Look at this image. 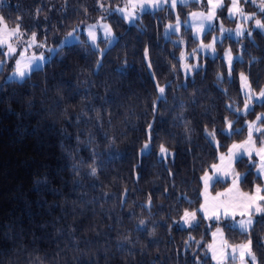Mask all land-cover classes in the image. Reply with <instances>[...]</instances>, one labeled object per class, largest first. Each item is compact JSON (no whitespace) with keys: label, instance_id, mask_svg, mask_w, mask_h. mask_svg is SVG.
<instances>
[{"label":"trees","instance_id":"1","mask_svg":"<svg viewBox=\"0 0 264 264\" xmlns=\"http://www.w3.org/2000/svg\"><path fill=\"white\" fill-rule=\"evenodd\" d=\"M123 1L0 4L7 26L20 25L26 36L35 32L48 46L98 20L108 22L115 37L100 55L81 33L80 42L58 48L22 84L3 79L11 69L3 64L0 264H211L206 248L215 226L199 215L194 228H179L178 221L185 210L198 212L200 177L217 153L244 138L236 76L244 73L254 92L262 88L264 37L254 34L240 50L230 39L218 45L240 51L232 78L220 51L216 58H199V68L185 78L179 57L196 45L189 30L163 39V26L174 22L163 9L127 26L112 12ZM186 9L179 7L180 18ZM157 87L165 89L162 98ZM261 111L264 103L246 117ZM226 121L232 123L230 136L223 134ZM213 129L218 147L207 136ZM144 143L150 151L139 155ZM162 145L171 158L158 157ZM235 170L243 175V191L259 184L247 160L237 161ZM225 187L217 183L212 190ZM221 227L229 245L247 241L248 233ZM263 238L264 225L254 223L251 239L260 264L263 248L257 243Z\"/></svg>","mask_w":264,"mask_h":264},{"label":"rangeland","instance_id":"2","mask_svg":"<svg viewBox=\"0 0 264 264\" xmlns=\"http://www.w3.org/2000/svg\"><path fill=\"white\" fill-rule=\"evenodd\" d=\"M5 2L6 0H0V4H4ZM140 4H141V0H124L122 5L116 7L112 12L115 13L120 19H122L127 26H131L136 24V21L143 13H153L162 9L170 11L173 14L174 22L170 24H165L163 26L162 29L163 39L168 40L173 35L180 37V34L183 30H189L190 36L196 43L195 48L193 49L192 52L188 53L185 52L184 50L181 52V55L179 57L181 73L185 78L190 77L199 68V63H198L199 58L201 57L216 58L218 56L219 51H220V57L223 61L226 70V75L228 78H232L233 66L235 62L241 60L240 51H238V53H235L232 50L230 44H226V46L222 47L221 49L218 48V45H220L225 39H230L231 41L238 44V48L240 50L243 42L248 41L253 43L254 34H259L260 36L264 37V29H260L255 26V20L260 19L262 22V19L264 17V12H262L258 7V5L260 4V0H255V3H247V4H245L243 0H241L240 7L243 10V13L245 15L252 16V19H245L244 16L240 14H235V15L230 14L228 8H230L231 6V0H223L222 6L215 10L216 18L212 21L214 27L212 29H209L208 22L205 21L204 28L201 29L200 31H198L197 29L201 21L193 18L191 14L193 12H204L205 14H207L208 11L211 10V5L207 3V0H185L184 3H180L179 0H177V4L175 8L170 7V3L162 4L159 9L153 8L150 5L145 4L144 7L147 8V11H142ZM133 5H135V7H133ZM179 7L187 8L184 18H180L179 16V12H178ZM117 8H126L128 12L133 13V16L135 18L134 19L132 17L125 18V13L116 11ZM221 14L223 15V17H221ZM178 20H179V30H174ZM105 24H107L111 28L108 22L102 20H98L90 24H85L84 28L76 27L74 33L76 39L73 40L71 44L80 42L79 35L83 33L85 35V40L89 44V46L92 49L97 50L101 55L107 48L111 47L112 44L115 42L113 31L110 36L105 33L104 28L102 27V25ZM169 25H172L173 27L170 29ZM89 26H95V33L97 36L95 44H93L92 40L88 36ZM12 29L14 28L9 26H7V29H5L4 25L0 24V53H2L0 54V61H2L3 64H5L6 66H11V69L9 71H5L3 73V79L6 82H11L8 81V77L12 75V71L15 68V62L17 60H20L21 63H24L33 56L36 57L43 56L46 58V62H40V61L37 62L42 63V67H44V65L55 54L58 48L66 45H71V44H66V40L71 39L68 37V35L63 37L58 42L57 46H48L43 42H39L37 39L36 42L33 43L32 37L26 36L22 32H20V34L18 35L10 36L9 33L11 32ZM237 31H241L242 35L237 36L236 35ZM210 32L211 34L207 37L208 33ZM249 32L251 33V35H249ZM214 38L217 40V43L214 45V51H213V49L207 48L206 45L211 43ZM4 41L7 42L4 43ZM99 41L104 42V47L101 48L99 46L98 43ZM179 43L183 48L184 47L183 40L180 39ZM9 44L13 49H15V53L12 55L8 54ZM41 44L44 46L43 47L38 46ZM229 54L232 57L231 69L229 68V63H228ZM185 65H188L189 68H191V71H189V69L186 68ZM2 69L3 66L2 68H0V73L2 72ZM236 79L239 86L240 96L242 98V106L237 112V115L244 117L243 119L244 138L239 142H231L225 152H218L216 157V162L210 167L209 171L205 172L200 177L201 204L198 210L204 209V211H198L197 215H199L200 218L207 225L215 226L210 233V242L208 243L206 248V253L211 261V264H218V261H220V264H240V258H239L240 249L238 247L234 254L236 257L235 260L231 259V256L233 255V247L245 244L246 242L236 245H229L225 240V235L221 225L226 224L230 229H233L230 227V225L236 223L241 219H247V216H241L239 213L245 210L244 205L248 203L247 197L257 195L256 193L257 187L261 189L258 195L264 196V174L258 175L260 156L257 155V151L260 148L264 147V123L258 121L257 117L264 116V111L257 112L252 119H247L246 117L249 113H252L254 111L255 106L263 105L264 99L257 100L256 96L253 95V93H258L260 90L264 89V84L259 91L254 92L252 90V92H249L248 87L245 86V82L241 79V73L238 74V76H236ZM247 83L250 85L248 78H247ZM159 88L160 87H157V92L159 98H162L161 93L159 92ZM249 96L252 97L251 103H249L248 100ZM246 103L249 104V108L251 109V111L247 113L244 112V105ZM250 123H254L257 128L261 129L260 132H257L255 129H253V144L246 146L249 148V150L252 153L251 157L248 155L247 152L244 151L243 148L233 149V145H243L245 141H247L248 125ZM232 132H233L232 128L231 130H229L226 124L223 129V134L226 136H230ZM210 140L215 147H218L217 142L215 140L213 139ZM147 144H148V148L146 150L144 149L145 143L143 144V146L139 151V155H145L149 153L150 146L149 143ZM168 152L170 153V151ZM230 153H235V155L232 156V159H229ZM241 154H242V159L247 160L249 164H252L254 166V175L256 178L259 179V184L254 185L250 192L243 191L241 189L240 182L243 178V175L239 174L235 170V163L238 161L237 157L240 156ZM158 157L162 160H166L167 158H171L172 154L162 157L159 150ZM221 157H224V159L221 160ZM237 174H239L240 179L236 180V183L234 184L233 181L236 178ZM205 176L210 177V179L207 182V187H205V181H204ZM217 183L226 184V187L220 190H215V191L212 190L214 185ZM221 203H228L234 206L230 208V211L235 212V219H233L231 215L225 217L223 215V208L219 209L220 218L219 219L216 218V216L213 213L214 211H216L217 205ZM256 203L264 205V201L262 200H257ZM260 216L262 215L254 216L253 217L254 221H256V219L259 218ZM197 222H198V217H197ZM182 223L183 221L181 217L180 220L178 221V227L182 229L192 228L187 226L180 227ZM235 230L238 231L239 233H242L238 229ZM243 234H247V233H243ZM262 245H264V238L262 240ZM262 248H263V258H264V247ZM214 253L216 255L215 259L213 258ZM256 257L258 264H260V260L258 259L257 255ZM245 258L248 259V257Z\"/></svg>","mask_w":264,"mask_h":264},{"label":"snow or ice","instance_id":"3","mask_svg":"<svg viewBox=\"0 0 264 264\" xmlns=\"http://www.w3.org/2000/svg\"><path fill=\"white\" fill-rule=\"evenodd\" d=\"M180 3H184L185 0H179ZM243 2L245 4L247 3H255V0H243ZM170 3V7L175 8L176 4H177V0H141V10L142 11H147V8L144 7L145 4L150 5L153 8L159 9L161 7L162 4H168ZM207 3L209 5H211V10L208 11L207 14H205L204 12H193L191 15L193 18L198 19L201 21V23L198 26V31H200L201 29L204 28V22L207 21L208 22V28L212 29L214 27V25L212 24V21L216 18V9L221 7L223 4V0H207ZM241 4V0H231V6L230 8H228V11L230 14L235 15V14H240L243 15L245 19H252V16H248L245 15L243 13V10L240 7ZM101 8L104 7V5L101 3L99 5ZM133 7H135V5H133ZM258 7L260 8V10L262 12H264V0H260V4L258 5ZM37 14L40 13V9H37ZM116 11L121 12V13H125V18L128 17H132L133 19L135 18L133 16L132 12H128L126 10V8H117ZM0 24L4 25V28L7 29V25L6 23H4V18L0 17ZM255 26L257 28L260 29H264V23L261 22L260 19H256L255 20ZM102 27L104 28V31L107 35H111L112 34V30L111 28L105 24L102 25ZM173 26L169 25V28L171 29ZM174 30H179V20L177 21V25L175 26ZM75 33V29L73 30V32H69L68 33V37L71 38L70 40H66V44H71V42L73 40L76 39V36L74 35ZM20 34V25H17L14 29L11 30V32L9 33V35H18ZM237 36L242 35L241 31H237L236 32ZM249 35H251V33L249 32ZM88 36L90 37V39L92 40L93 44H95L97 36L95 33V26H89L88 29ZM31 37H32V42L35 43L36 42V33L32 32L31 33ZM7 41H4V43H6ZM217 43V40L214 38L213 41L211 43H209L208 45H206L207 48L213 49L214 51V45ZM40 47H43L44 45H38ZM15 53V49H13L11 47V45H8V54L12 55ZM2 54V53H0ZM46 62V58L43 56H33L31 58H29L26 62L21 63L20 60H17L15 62V68L12 71V75L10 77H8V81L11 82H16V83H24L26 82L30 76L33 73H37L43 70L42 67V63L40 62ZM228 63H229V68L231 69V64H232V57L229 54L228 55ZM3 66V62L0 61V68H2ZM97 67H102V65L100 64V62H97ZM186 68L189 69V71H191V68H189L188 65H185ZM241 79L245 82V86L248 87L249 92H252L251 86L247 83V77L241 73ZM159 92L161 93V96H163L165 89L163 87L159 88ZM253 95L256 96L257 100L260 99H264V89L260 90L258 93H253ZM249 103H251L252 101V97L249 96L248 97ZM231 107V106H229ZM239 111V110H237ZM251 111V109L249 108V104L246 103L244 105V112L247 113ZM257 120L260 121L261 123H264V116L261 117H257ZM227 124V128L229 130H231L232 128V123L230 121H226ZM148 128L151 129V125H148ZM253 129H255L257 132H260L261 129L257 128L256 125L254 123H250L248 125V139L247 141H245V143L243 145H233V149H241L243 148L245 152L248 153V155L251 157V151L249 150L248 147H246L247 145H252L253 144ZM207 136L211 137L213 140H215V136H216V132L213 129L212 131H209L207 133ZM148 148V144L145 143L144 145V149L146 150ZM160 153L163 156H168L171 155V153L168 152V149L165 148L163 145L160 147ZM235 155V153H230L229 155V159H232V156ZM257 155L260 156V165L258 168V175L259 174H264V147L260 148L257 151ZM224 157H221V160H223ZM238 161H242V154L240 156L237 157ZM215 167V166H213ZM91 175L95 176L96 175V170L93 168ZM210 179V177L205 176L204 177V181H205V187H207V182ZM240 176L239 174L236 175V178L234 179L233 183H236V180H239ZM260 188L257 187L256 189V196H248L247 197V201L248 203L244 205L245 210L241 211L239 214L241 216H247V219H241L239 221H237L236 223L230 225L231 228L233 229H238L240 232L242 233H248V237H247V241L245 244L233 247V255L231 256L232 260H235V252L237 250V247L240 249V264H258L257 262V257L253 251V241L251 239V230L253 229V225L254 223L257 224H261L264 225V219L260 220V221H254L253 217L257 216V215H264V205H261L259 203H256L257 200H262L264 201V196H259V192H260ZM234 207L233 205H230L228 203H221L219 205H217V209L216 211H214V215L216 216L217 219L220 218V212L219 209L223 208V215L225 217H228L229 215L232 216L233 219H235V212L234 211H230V208ZM198 211H204V209H200ZM182 221L183 223L180 225V227H196V223H197V212L195 211H187L185 210L182 216ZM141 226H144V222L141 221L140 222ZM215 235V234H214ZM258 247H264V245H260L259 243H257ZM211 247V246H210ZM245 257H248V259H246ZM213 258H216L215 253L213 254ZM218 264H220V261H218Z\"/></svg>","mask_w":264,"mask_h":264}]
</instances>
